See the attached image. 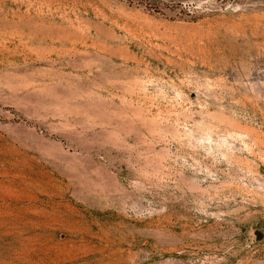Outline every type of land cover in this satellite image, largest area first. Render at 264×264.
Wrapping results in <instances>:
<instances>
[{"label": "rangeland", "instance_id": "374dc122", "mask_svg": "<svg viewBox=\"0 0 264 264\" xmlns=\"http://www.w3.org/2000/svg\"><path fill=\"white\" fill-rule=\"evenodd\" d=\"M0 264H264V0H0Z\"/></svg>", "mask_w": 264, "mask_h": 264}]
</instances>
